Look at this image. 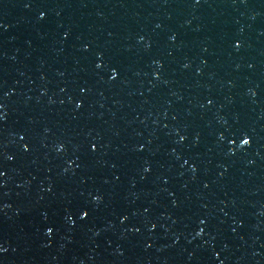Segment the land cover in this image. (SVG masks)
I'll list each match as a JSON object with an SVG mask.
<instances>
[{
	"label": "water",
	"instance_id": "water-1",
	"mask_svg": "<svg viewBox=\"0 0 264 264\" xmlns=\"http://www.w3.org/2000/svg\"><path fill=\"white\" fill-rule=\"evenodd\" d=\"M264 264V0H0V264Z\"/></svg>",
	"mask_w": 264,
	"mask_h": 264
}]
</instances>
